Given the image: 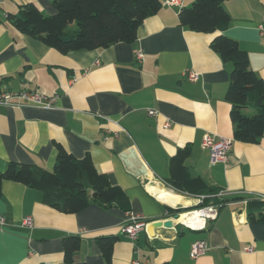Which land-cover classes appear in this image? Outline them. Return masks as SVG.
I'll use <instances>...</instances> for the list:
<instances>
[{
  "label": "crops",
  "instance_id": "crops-1",
  "mask_svg": "<svg viewBox=\"0 0 264 264\" xmlns=\"http://www.w3.org/2000/svg\"><path fill=\"white\" fill-rule=\"evenodd\" d=\"M192 1L168 6L160 0L161 9L145 18L132 42L66 54L6 20L26 4L52 15V0L0 4V92L59 96L52 109L0 104V171L9 162L51 171L62 148L77 160L88 158L129 203V212L92 202L62 214L41 202L39 190L3 181L0 264H264V224L248 219L264 203V133L258 143L233 140L225 98L232 66L210 49L213 34L178 24V11ZM222 7L230 18L223 34L237 41L250 69L264 81V41L257 27L264 24V0H229ZM139 51L142 60L135 58ZM189 72L197 74L194 81L187 79ZM150 109L155 116L148 115ZM209 134L231 140L225 163H212L202 147ZM185 147L192 176L228 201L200 231L185 228L169 213L198 205L192 195L167 183L170 160ZM160 192L178 200L170 204L158 197ZM26 217L32 218L30 228L22 226ZM136 217L146 226L132 241L121 231ZM165 220L172 226L154 227ZM69 236L79 237L80 246L66 263L63 241ZM103 236L118 238L108 263L96 243ZM201 239L208 250L192 259L191 245Z\"/></svg>",
  "mask_w": 264,
  "mask_h": 264
},
{
  "label": "trees",
  "instance_id": "trees-1",
  "mask_svg": "<svg viewBox=\"0 0 264 264\" xmlns=\"http://www.w3.org/2000/svg\"><path fill=\"white\" fill-rule=\"evenodd\" d=\"M229 0H193L191 5L178 11V24L191 32L209 33L210 49L222 62L230 63L229 86L226 101L231 105L229 118L233 140L242 143H258L264 133V81L248 66V54L237 41L227 38L230 18L222 7ZM55 10L44 15L33 4L22 6L15 14H7L6 20L16 31L32 37L46 46L66 54L79 50L103 49L116 43L132 42L136 30L145 18L161 9L160 0H52ZM251 109L252 113H245ZM57 159L51 171L36 165L9 162L0 171V190L3 181H12L42 192L44 205L61 212L74 214L90 203L108 207L117 205L129 212V203L123 190L111 186L107 178L98 174L88 158L77 160L69 153L57 149ZM190 148L185 147L172 156L169 163L170 178L167 183L178 192L206 198L195 208H176L171 214H182L201 206L228 201L217 199V193L200 177H193L185 166ZM0 191V197H1ZM258 204V203H257ZM261 210L250 212L248 219L264 224V203ZM69 236L63 241V259L70 263L79 249L80 239ZM118 240L115 236L97 237L96 243L105 263L110 262L112 248Z\"/></svg>",
  "mask_w": 264,
  "mask_h": 264
},
{
  "label": "built area",
  "instance_id": "built-area-1",
  "mask_svg": "<svg viewBox=\"0 0 264 264\" xmlns=\"http://www.w3.org/2000/svg\"><path fill=\"white\" fill-rule=\"evenodd\" d=\"M4 0H0V4ZM180 0H164L163 5H168V6H178ZM258 27V33L260 38L264 41V24H260L257 26ZM135 58L137 60H142V53L136 52L135 53ZM187 79L189 81H194L197 78L196 73H186L185 74ZM59 96L58 95H51V96H46L44 94L37 93L35 91H29V90H22L19 92H5L2 91L0 92V104L2 105H10V106H15V107H20L23 105H33L36 107H40L41 109H52L55 107L57 104V101ZM148 115L150 117H153L156 115V112L152 109L147 111ZM168 126V124H166ZM114 137L117 135L113 134ZM202 147L206 149L209 152V157H211V162L212 163H225L227 161V153L231 147V140L227 138H217L216 136L209 134L206 135L202 142ZM217 195L220 197L222 194L219 192ZM196 199L198 205L203 202V200L206 198L204 195H199V196H192ZM262 201H264V196L260 197ZM219 205L217 204H211V205H205L201 206L198 209L194 210H189L186 213H182L184 215H190L194 219H198L199 224L196 227L189 226L188 224L185 223H180L182 226L185 228H189L194 231H200L205 229L207 222L209 220H212L215 218L217 211L219 209ZM182 214H176L177 218H174V220H178V218ZM4 223V219L0 218V224ZM33 225V221L31 217H26L22 221V226L30 228ZM146 226V223L144 220L140 217L136 218H131L122 228V234H125L126 237L131 239L132 241H135L137 239V234L142 232ZM208 250V246L206 242L201 239L197 240L192 243L191 245V258L192 259H197L204 255ZM247 252H252V248H248L246 250ZM135 264H138L135 262Z\"/></svg>",
  "mask_w": 264,
  "mask_h": 264
},
{
  "label": "bare ground",
  "instance_id": "bare-ground-1",
  "mask_svg": "<svg viewBox=\"0 0 264 264\" xmlns=\"http://www.w3.org/2000/svg\"><path fill=\"white\" fill-rule=\"evenodd\" d=\"M158 197L161 198L162 200L170 203V204H173L175 201L178 200L177 196L172 195L169 192H160ZM176 222H178V223L182 222V223L188 224L189 226L196 227L199 224L200 221H198V219H194L190 215L182 214L178 218V220H176Z\"/></svg>",
  "mask_w": 264,
  "mask_h": 264
},
{
  "label": "water",
  "instance_id": "water-1",
  "mask_svg": "<svg viewBox=\"0 0 264 264\" xmlns=\"http://www.w3.org/2000/svg\"><path fill=\"white\" fill-rule=\"evenodd\" d=\"M174 218H177V215H174ZM171 227L172 226V222L169 221V220H165V221H162V222H156L154 223V227Z\"/></svg>",
  "mask_w": 264,
  "mask_h": 264
},
{
  "label": "rangeland",
  "instance_id": "rangeland-1",
  "mask_svg": "<svg viewBox=\"0 0 264 264\" xmlns=\"http://www.w3.org/2000/svg\"><path fill=\"white\" fill-rule=\"evenodd\" d=\"M251 111V110H250ZM253 111V110H252Z\"/></svg>",
  "mask_w": 264,
  "mask_h": 264
}]
</instances>
